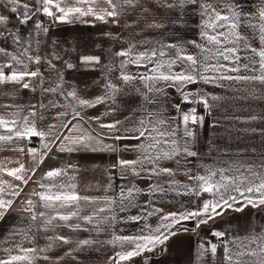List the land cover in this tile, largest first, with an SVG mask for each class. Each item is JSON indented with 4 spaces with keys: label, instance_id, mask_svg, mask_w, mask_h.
<instances>
[{
    "label": "snow or ice",
    "instance_id": "obj_1",
    "mask_svg": "<svg viewBox=\"0 0 264 264\" xmlns=\"http://www.w3.org/2000/svg\"><path fill=\"white\" fill-rule=\"evenodd\" d=\"M101 3L107 7H99ZM37 16L47 17L50 24L75 21L94 27L111 22L121 31L102 33L110 46L97 45L98 53L64 48L53 39L41 55L39 47H32L31 33L24 31L31 23L44 36L49 34L51 28L34 20ZM125 29L129 35H124ZM165 32L170 40L156 38ZM0 41L10 45L0 46V87L14 92L39 90L41 97L36 104L22 106L10 94L12 103L0 104L11 109L0 113V150L7 145L21 154L26 151L30 158L26 167L16 157L18 166L11 169L6 167L11 160L0 161V222L13 213H18L15 219L27 221L26 226L7 229L0 241V264L49 262L48 253L54 248L72 244L75 248L67 255L106 245L113 249L108 264H134L145 253L163 250L180 232H197L247 208L264 213V156L256 163L225 160L220 166L215 160L205 163L194 150L197 128L205 122L198 108L211 115V102L222 99L209 88L243 89L247 95L242 99H264V0H253L251 5L247 0H34V4L0 0ZM116 45L123 46L113 50ZM93 72L100 76L85 79L83 87L80 81L68 79L69 74ZM113 72L118 83L111 79ZM93 84L102 88L101 95L88 96ZM128 88H134L138 107L123 119L103 123L100 116L87 115L88 109L99 105L106 106L104 117L120 112L108 105ZM57 108L63 110L55 112L52 120L59 123L40 128L37 120H47L46 113ZM226 118L251 125L264 122V112ZM245 131L264 136V129ZM33 138H39V147L31 146ZM80 151L120 154L105 169L107 184L95 186L99 195L86 194L92 185L82 193L79 166L63 159L33 181L37 170L57 152L71 156ZM127 152L135 153V158H124ZM4 174L18 183L4 180ZM116 179L128 183L113 192ZM135 179L147 181V187L140 188ZM30 182L37 183L39 191L30 190L25 199L22 193ZM174 196H190L192 206L175 211L158 206L171 203ZM18 202L22 207H15ZM133 208L138 209L135 215H120ZM154 216L155 226L150 223ZM251 221L243 236L211 228L210 238L198 244L197 259L211 254L215 261L222 249V264H264V223L256 221L255 214ZM121 224L139 228L123 234L117 228ZM80 232L95 236L73 240V234ZM107 233L109 239L96 238ZM38 238L45 241L43 246ZM143 264H149V258Z\"/></svg>",
    "mask_w": 264,
    "mask_h": 264
},
{
    "label": "crops",
    "instance_id": "obj_2",
    "mask_svg": "<svg viewBox=\"0 0 264 264\" xmlns=\"http://www.w3.org/2000/svg\"><path fill=\"white\" fill-rule=\"evenodd\" d=\"M27 3H33L34 0H25ZM71 2V0H69ZM253 0H247L248 5H251ZM99 7H107V5L101 3ZM47 17L37 16L34 20H42ZM86 20H91V17L85 18ZM188 24L191 25L192 21L189 20ZM51 31L47 36H44L42 33L36 31L32 24L26 26L24 31L26 33H31L30 39L33 41L32 47L40 48V53L43 55L50 46V43L53 39L58 41L60 45L64 48H69L76 46L79 50L87 53L97 52V45H100L104 48L110 46V42L102 37V33L106 31H111L113 33L120 32L121 29L112 24H101L96 23L95 26H91L88 23L80 24L75 21L72 23L65 24H53L50 26ZM139 29L137 28V31ZM181 32H185L184 28H181ZM127 29L124 30V35H129ZM145 36H154V33H144ZM188 38H192L190 32L187 33ZM157 39L170 40L172 37L165 32V34L160 37L157 36ZM37 41L39 44L37 45ZM0 46L10 47V45L0 41ZM123 45H116L113 50H116ZM189 51H193L189 49ZM36 54V53H33ZM100 72H93L85 74V76H76L75 74H69V80H78L83 87L84 81L87 78L99 77ZM111 79L114 83H118L116 79V73L111 74ZM103 83V80L100 81V84ZM196 87V86H193ZM208 91L213 92L216 95L222 97L221 100L211 102L214 104L212 108V114H204L205 122L202 126L197 128V138L194 146V150L198 151L201 154V158L205 163L211 164L215 160L220 166H224V161H238L244 160L247 163H256L264 156V136H262L259 131H245V129H250L252 127L256 129H264V122H254L251 125H242L238 122H235L226 117H231L233 115L247 116L250 113L259 114L264 112V99L257 100L249 97L247 100L242 99L241 97L246 96L247 92L243 89L239 92L229 90V89H220V88H209ZM10 94L15 95V103L27 106L29 104H36L41 99L39 90L36 93L29 92L27 90L22 92H14L11 87L2 88L0 87V104H11L12 98ZM83 94V93H82ZM87 94L89 97L94 95H101L102 88L93 84L88 90ZM61 103H64L62 98H58ZM173 99H176L175 95ZM46 102V100H45ZM112 108H120V112L114 113L107 117H104L102 114L105 112L106 106L99 105L95 109H88L87 115L89 117L100 116V122L107 123L113 119H123L125 115H128L134 108L138 107V97L134 91V88H128L125 92L117 98L116 103H110L108 105ZM63 109L57 108L52 109L46 116L47 120H37V124L40 128H44L48 123H59V121H53L52 116L57 111H62ZM11 109H6L0 107V113H7ZM215 124V126H213ZM106 143H112L108 140ZM124 143H127L126 141ZM25 148L29 146L24 142ZM40 140L39 138H33L31 146L39 147ZM255 149V152L252 151ZM120 154H112L107 152H90V151H80L73 153L69 156L66 153L57 152L52 159L48 160L40 169L37 170L36 175L33 177V181H38L41 173L46 171L51 166H59V160H67L68 163L77 164L80 168L78 174L79 190L83 193L86 186L92 185L93 188L90 192L86 194L89 195H99L95 190L96 185H106L108 182V176L105 173V169L109 168L113 163H115L117 156ZM124 158L132 159L135 158V153L127 152L123 153ZM16 157H19V162L23 163L26 167L29 165V156L25 151L24 154L19 153L18 151L9 150L8 146H4V150H0V161H9L6 163V167L11 169L18 166L16 162ZM170 167H175L174 164H169ZM3 179L9 183L16 184L17 181L13 180L11 177L4 174ZM177 180L183 181V176H177ZM135 184L140 188L147 187V181H142L139 179L134 180ZM128 183V181H123L116 179L114 180L113 192L118 190L120 185ZM30 190L39 191L38 185L35 182H30L27 186L24 187L22 196L27 199L28 193ZM141 200L144 197H140ZM171 203L165 202L158 206L165 208V211H175L181 206H192V198L190 196H174L171 197ZM15 207L19 208L22 205L18 202ZM138 209L133 208L128 213H121L120 215H135ZM255 214V220L264 223V213H260L255 209L247 208L242 213H230L229 217L224 218L223 220L218 219L215 224H209L202 226L197 232H180L176 237H173L168 241L167 245L163 250L157 249L153 253H145L144 257H137L134 259V264H143L145 257L149 258V264H222V249H218L217 257L213 261L211 254H208L203 260H199L196 257L198 244L201 240H207L210 238L209 232L211 228H216L218 230L230 229L231 235L235 237L236 235L243 236L245 233L250 231L251 226V217ZM18 213H13L11 216L7 217L5 221L0 222V241L7 235V229L10 226L16 224L20 226H26L27 221H20L15 219ZM150 223L154 226L157 223V217L150 218ZM189 228L193 227L192 222H185ZM117 228L123 229V234H132L135 233L139 226L136 224H127V225H118ZM258 230V229H257ZM66 232V230H65ZM91 236H95L94 233L80 232L73 234V240L76 239H85ZM99 240H106L110 238V233L101 234L99 237H96ZM41 246L45 244L43 239L38 238L37 241ZM213 242H216L213 240ZM6 247L7 245H3ZM25 246H28L25 244ZM75 248V244L64 245L61 248H54L53 251L48 253L52 260L49 262H41V264H108V257L112 255L113 249L109 246L102 245H93L85 247L82 250L72 251L71 255L66 253L69 249ZM3 255V252H0V256ZM59 258V259H58Z\"/></svg>",
    "mask_w": 264,
    "mask_h": 264
},
{
    "label": "built area",
    "instance_id": "obj_3",
    "mask_svg": "<svg viewBox=\"0 0 264 264\" xmlns=\"http://www.w3.org/2000/svg\"><path fill=\"white\" fill-rule=\"evenodd\" d=\"M44 24L46 25V26H52L53 24H50L49 23V20H48V18H45L44 19ZM186 110V109H185ZM198 112L200 113V114H207L205 111H204V109L201 107V108H198ZM27 144H28V142H26Z\"/></svg>",
    "mask_w": 264,
    "mask_h": 264
}]
</instances>
